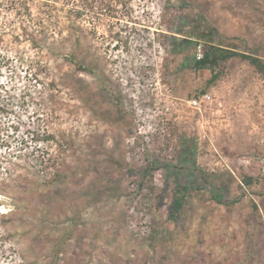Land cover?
Returning a JSON list of instances; mask_svg holds the SVG:
<instances>
[{"label":"rangeland","instance_id":"rangeland-1","mask_svg":"<svg viewBox=\"0 0 264 264\" xmlns=\"http://www.w3.org/2000/svg\"><path fill=\"white\" fill-rule=\"evenodd\" d=\"M244 55L264 0H0V264H264Z\"/></svg>","mask_w":264,"mask_h":264},{"label":"trees","instance_id":"trees-1","mask_svg":"<svg viewBox=\"0 0 264 264\" xmlns=\"http://www.w3.org/2000/svg\"><path fill=\"white\" fill-rule=\"evenodd\" d=\"M213 32L209 30L206 32L205 36H211ZM210 53H206L204 58L195 61L196 70L213 69L222 60H227L228 58L237 55L236 52H230L225 48H210ZM243 59L250 61L253 65L260 67V70L264 73V62L253 56H242ZM214 81V80H213ZM189 153V152H188ZM247 183V181H246Z\"/></svg>","mask_w":264,"mask_h":264},{"label":"built area","instance_id":"built-area-1","mask_svg":"<svg viewBox=\"0 0 264 264\" xmlns=\"http://www.w3.org/2000/svg\"><path fill=\"white\" fill-rule=\"evenodd\" d=\"M196 55H197V60H200V59L204 58L205 53L202 51V46L198 47ZM204 99H205V96H204L203 100H201V101L194 100L193 101V105L196 106V107L200 106L201 102L204 101Z\"/></svg>","mask_w":264,"mask_h":264}]
</instances>
